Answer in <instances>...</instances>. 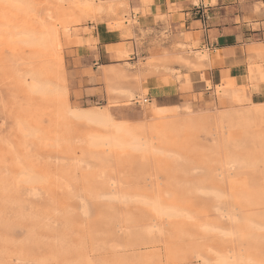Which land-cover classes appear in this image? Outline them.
Masks as SVG:
<instances>
[{
  "label": "rangeland",
  "instance_id": "374dc122",
  "mask_svg": "<svg viewBox=\"0 0 264 264\" xmlns=\"http://www.w3.org/2000/svg\"><path fill=\"white\" fill-rule=\"evenodd\" d=\"M100 2L113 3L103 21L132 41L108 66L95 58L100 21L71 1L0 0V264H218L222 255L264 264V103L222 100L226 83L157 106L191 66L180 53L185 35L139 23L148 0ZM48 26L60 45L21 41L25 27ZM34 71L61 89L30 92ZM70 107L106 108L151 144L90 146L92 129ZM230 112L252 116L227 122ZM29 167L46 176L23 181ZM156 199L180 214H159Z\"/></svg>",
  "mask_w": 264,
  "mask_h": 264
},
{
  "label": "crops",
  "instance_id": "0c3cea01",
  "mask_svg": "<svg viewBox=\"0 0 264 264\" xmlns=\"http://www.w3.org/2000/svg\"><path fill=\"white\" fill-rule=\"evenodd\" d=\"M148 1L139 8V23L154 20L156 30L168 28L184 34V49L180 53L192 65L181 66L183 83L176 84L175 91L153 98L157 106L178 105L185 93H216L215 87L226 83L231 93L222 100L264 103V0ZM196 7L202 8V17L194 15ZM93 37L98 49L95 58L103 66L124 58V52L131 48L126 44L132 41L124 37L123 30L110 27L106 21L96 24ZM77 52L75 49V55ZM171 86L157 83L156 89Z\"/></svg>",
  "mask_w": 264,
  "mask_h": 264
},
{
  "label": "bare ground",
  "instance_id": "6f19581e",
  "mask_svg": "<svg viewBox=\"0 0 264 264\" xmlns=\"http://www.w3.org/2000/svg\"><path fill=\"white\" fill-rule=\"evenodd\" d=\"M67 1H71L73 3V5L77 6L78 9L81 12L90 13L91 16L93 17V19L95 20V22L96 21L102 22L104 20L103 16H101V13L109 12V11L113 10V6L111 5V4H113V3H111L112 1L110 2L111 4L108 5V6H105L103 3H101L100 2L101 0H67ZM103 1L106 2L108 0H106V1L103 0ZM66 28L70 29L67 26L65 27V29ZM63 29H64V27H63ZM20 32H22L21 34L23 35L22 36L23 38L21 39V41L23 40L24 43L26 42V44H28V43L29 44H33V43H37V42H46V43H48V42H51L52 40L53 41L57 40L58 44L59 45L61 44V40H60L61 37L58 34V31L56 30V27L52 28V27L48 26V27H45L43 30L41 29L40 31H35V30H32V29H28V27L27 28L25 27ZM69 35L71 36L72 34H69ZM53 41H52V43H53ZM72 41H73V39H72ZM204 55H205V53L203 54V56ZM200 58L202 59L204 57H200ZM193 66H197V65L193 64ZM27 75H29V74H27ZM31 75H32V79H33L32 83L31 84L28 83V85H30V87H29L30 88L29 89L30 92L31 91L32 92H39V93L43 94V93H48L50 91H58V90L61 89V87L59 85H57L56 83H54L51 80L43 78L41 75H39L35 71L33 73H31ZM29 76H25V77H29ZM30 82H31V80H30ZM114 85L112 83L108 84V90L110 92H112V93H114V92L115 93H120V94L126 95L128 98L129 97H134L135 90H133L132 88H127V87L126 88H122V87H117V86H114ZM250 89H252V88H250ZM257 90H258V88H257ZM226 95H230V93H228ZM262 112L263 111H261V110H257L254 114L256 116H258ZM69 113L72 115V117L76 118L77 120L86 121V123L89 125V128L92 129V132L89 134V136L87 138V143L90 146L91 145L92 146H106V147L109 148V150L116 149V148H121V147H128V148H131V149H134V150H138V149L146 148L148 145L151 144L150 142L142 139L140 134H138L137 131H135V129L131 128L130 126H127L125 123L116 122L114 120L113 116L111 115V113L106 108H100V107H74V108H71L70 107ZM250 116H252V115L251 114L248 115L246 113L243 114V113H237V112H230V113L225 114L224 118L227 119V122H232V121L236 120L237 118L241 119L242 121L249 120ZM101 127H104V129L106 127H108L109 129H108V131L106 133H104L103 131H101V129H100ZM35 132L36 131H33L32 128L29 129V133L35 134ZM20 174H23L25 176L23 181L29 182V183H35V182L37 183L39 181L41 182V180L43 178L41 176V174H43V173L36 174V173H34V171L31 170L30 167L23 169V171H21ZM43 175H45V174H43ZM43 181H44V179H43ZM115 197H116V195H115ZM120 197L117 198V200H119ZM121 199L122 200H126V198L124 199V196ZM139 202H141V201H139ZM151 203H152L153 207L155 208V210L161 215L176 216V215H179L180 212H181L180 208H178L175 205H172L170 203H163V201L161 202L160 199L159 200H157V199L153 200V201H151ZM84 207H83V209H87L86 205ZM87 211L88 210H85V212H87ZM231 257L229 255H222V256H220L218 258L217 262H218V264H231L235 260V259H233V261L230 260ZM238 263H240L239 260H238L237 264ZM235 264H236V262H235Z\"/></svg>",
  "mask_w": 264,
  "mask_h": 264
},
{
  "label": "built area",
  "instance_id": "2783aa9c",
  "mask_svg": "<svg viewBox=\"0 0 264 264\" xmlns=\"http://www.w3.org/2000/svg\"><path fill=\"white\" fill-rule=\"evenodd\" d=\"M196 12H197L198 14H201V15L204 14L202 8H200V7H197Z\"/></svg>",
  "mask_w": 264,
  "mask_h": 264
}]
</instances>
